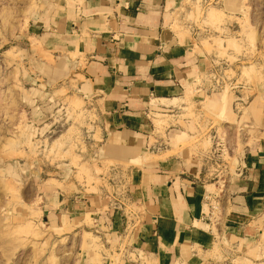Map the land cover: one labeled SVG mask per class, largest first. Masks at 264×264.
<instances>
[{"label":"rangeland","instance_id":"obj_1","mask_svg":"<svg viewBox=\"0 0 264 264\" xmlns=\"http://www.w3.org/2000/svg\"><path fill=\"white\" fill-rule=\"evenodd\" d=\"M186 5L185 17L175 14L171 28L191 40L190 54L214 60L217 72L201 80L215 77L220 90L199 104L191 85L185 98L174 102L185 107L180 117L151 114L153 142L156 136L167 142L169 129L177 134V124L183 126L179 129L186 134L179 142L190 159L207 158L202 166L210 185L208 216L219 224L222 199L248 133L234 126V93L225 81L240 76L246 86L264 84V0H241L232 17L213 0H187ZM45 6L46 0H0V264H120L125 244L115 245L109 236L105 240L92 213L97 218L107 205L126 208L130 164L105 155L111 127L101 102L81 89L80 69L66 65V53L47 50L35 33ZM57 57L64 67L57 66ZM60 68L61 77L56 75ZM58 197L66 202L57 219ZM81 197L92 203L89 213L81 212L80 204L68 208ZM237 251L218 235L200 262L264 264V230Z\"/></svg>","mask_w":264,"mask_h":264},{"label":"crops","instance_id":"obj_2","mask_svg":"<svg viewBox=\"0 0 264 264\" xmlns=\"http://www.w3.org/2000/svg\"><path fill=\"white\" fill-rule=\"evenodd\" d=\"M213 1L232 17L241 0ZM186 2L46 0L36 24L35 33L45 40V48L66 53V65L80 69L84 77V94L101 102L112 135L104 145L105 155L130 164L126 208L107 205L97 218L92 213L105 231V240L109 236L115 245L125 244L120 264H202L201 253L213 250L218 235L237 252L263 236L264 84L246 86L240 76L225 81L234 93V126L248 128V133L238 169L222 199L219 224L208 216L210 185L202 166L207 158L190 159L179 142L186 134L179 129L183 126L177 124V134L176 128L169 129L167 142L158 136L153 142L151 114L180 117L185 107L174 102L183 100L191 85L199 104L220 90L215 77L201 80L203 74L211 77L217 72L214 60L202 53L190 54L191 40L171 28L175 14L185 17ZM226 33L232 34V29L227 27ZM57 58V66L64 67L62 58ZM62 71L56 75L61 77ZM84 198L69 201L68 208L80 204L81 212L87 211L92 203ZM65 202L58 197L57 219ZM209 264L227 263L209 259Z\"/></svg>","mask_w":264,"mask_h":264},{"label":"bare ground","instance_id":"obj_3","mask_svg":"<svg viewBox=\"0 0 264 264\" xmlns=\"http://www.w3.org/2000/svg\"><path fill=\"white\" fill-rule=\"evenodd\" d=\"M163 102H166V100H162Z\"/></svg>","mask_w":264,"mask_h":264}]
</instances>
